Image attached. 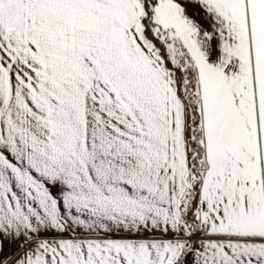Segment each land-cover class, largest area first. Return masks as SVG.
<instances>
[{"label":"snow or ice","instance_id":"snow-or-ice-1","mask_svg":"<svg viewBox=\"0 0 264 264\" xmlns=\"http://www.w3.org/2000/svg\"><path fill=\"white\" fill-rule=\"evenodd\" d=\"M0 264H264V0H0Z\"/></svg>","mask_w":264,"mask_h":264}]
</instances>
